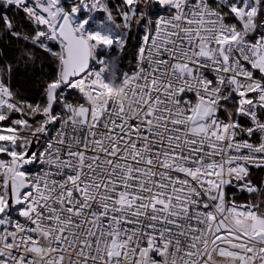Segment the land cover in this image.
Segmentation results:
<instances>
[{"label":"snow or ice","instance_id":"1","mask_svg":"<svg viewBox=\"0 0 264 264\" xmlns=\"http://www.w3.org/2000/svg\"><path fill=\"white\" fill-rule=\"evenodd\" d=\"M123 4L117 22L103 0H0V32L56 67L43 106L17 100L0 67V264H264V184L249 179L264 168V0ZM20 13L33 32L17 30ZM234 182L249 202L226 201Z\"/></svg>","mask_w":264,"mask_h":264},{"label":"trees","instance_id":"2","mask_svg":"<svg viewBox=\"0 0 264 264\" xmlns=\"http://www.w3.org/2000/svg\"><path fill=\"white\" fill-rule=\"evenodd\" d=\"M70 5L66 4L64 7L69 9L73 3ZM104 3L112 10L114 17L117 19V22H121V18L118 15L119 10H126L123 0H103ZM162 11L158 5L151 4L149 6V13L151 16H158ZM15 10L10 12V15H15ZM82 17L88 18L89 15H83ZM106 19L104 12L97 10L96 13L90 18L93 24H97ZM226 22L234 23L239 28L240 25L237 23L234 17L227 16ZM143 23V21H141ZM35 25H33L29 20L24 17L23 13L19 14L18 18V28L17 30L25 32H33ZM257 31H260L258 29ZM143 32L137 26L133 28L128 33V41L125 48L120 55L121 66L127 72H132L135 67V58L138 46L142 39ZM252 40L256 37V34L253 33L249 36ZM52 47L57 48V45ZM32 49L36 57L35 62L25 63L21 58V52L23 49ZM5 64L12 65V73L10 78V85L12 90L15 93L16 99L19 101H24L27 103L36 104L39 103L43 106L46 103L45 88L48 82H50L56 73V67L54 58L51 57L48 53L44 52L42 49L35 47L34 45L28 43L27 41L17 39L11 35H8L5 32H0V67H3ZM68 100L71 102H78L79 98L77 96H70ZM80 102V101H79ZM57 110V106L54 108V112ZM12 118H21L19 113H12ZM41 117L36 116L32 119H40ZM9 122L4 121L0 122V126L7 125ZM3 157V156H2ZM7 158V157H3ZM30 166L29 168H33ZM243 203L249 202V198L244 197L240 200Z\"/></svg>","mask_w":264,"mask_h":264},{"label":"built area","instance_id":"3","mask_svg":"<svg viewBox=\"0 0 264 264\" xmlns=\"http://www.w3.org/2000/svg\"><path fill=\"white\" fill-rule=\"evenodd\" d=\"M61 2L63 4V6L65 5V3L68 4V5L71 4V1L70 0H62ZM210 2H211V0H210ZM159 7H160V10L162 12L158 16H165L167 14V10L165 8H163L162 6H159ZM94 13H95V10L89 8L88 10H82L81 13H80V16L82 17L83 15L86 14V15H89V19H90L94 15ZM236 21L240 25L239 21L238 20H236ZM248 39L251 40L249 37H248ZM141 42H142V39L140 41V44L138 46V49H139V47L141 45ZM53 45H55V44H50V46H53ZM138 49H137V52H138ZM110 54L111 55H116L117 54V49L116 48H113L112 50H110ZM121 54H122V52L119 53V55H121ZM136 60H137V53H136V58H135V66H136ZM134 70H135V67H134ZM129 73H131V72H129ZM65 95H66V98L67 99L70 96H77L79 98V101L82 102L81 97H80V94L76 90H69L67 93H65ZM71 102H73V101H71ZM73 103H76V102H73ZM56 106H57V110L56 111H60L59 106L58 105H56ZM221 115L224 116L223 113H221ZM224 118L226 119V116ZM239 119H240L241 123L243 125H245V126H248L250 124V121L246 117H240ZM244 138H246V137H244V136L238 137V139H244ZM257 139H258V137L256 135H254L252 137V140L253 141H256ZM39 151H41V149ZM26 167H30V166H26ZM249 179H251L253 181V183H255L257 185L264 184V168H254V167H250V176H249ZM235 183H237V182H234L233 185H227V186H225L224 191H225L226 201H228V200H235L238 204H243V202H241L240 200L242 198H244V197L249 198V194L246 193V192H244V191L239 190V188H237L235 186Z\"/></svg>","mask_w":264,"mask_h":264},{"label":"water","instance_id":"4","mask_svg":"<svg viewBox=\"0 0 264 264\" xmlns=\"http://www.w3.org/2000/svg\"><path fill=\"white\" fill-rule=\"evenodd\" d=\"M55 106H56V105H54V108H55ZM54 108H53V110H54ZM50 127H54V126H50ZM41 140H43V139H41ZM40 144H41V141H40ZM39 148H40V146L37 145V144L34 142V144H33V148L30 149V151L35 150V151L38 152V151H39Z\"/></svg>","mask_w":264,"mask_h":264},{"label":"bare ground","instance_id":"5","mask_svg":"<svg viewBox=\"0 0 264 264\" xmlns=\"http://www.w3.org/2000/svg\"><path fill=\"white\" fill-rule=\"evenodd\" d=\"M72 2V1H71ZM155 5V4H154ZM44 143V141L43 140H41V145ZM41 149V147L39 148V150Z\"/></svg>","mask_w":264,"mask_h":264},{"label":"rangeland","instance_id":"6","mask_svg":"<svg viewBox=\"0 0 264 264\" xmlns=\"http://www.w3.org/2000/svg\"><path fill=\"white\" fill-rule=\"evenodd\" d=\"M97 10H95V13H96ZM0 158H3L2 156H0Z\"/></svg>","mask_w":264,"mask_h":264},{"label":"clouds","instance_id":"7","mask_svg":"<svg viewBox=\"0 0 264 264\" xmlns=\"http://www.w3.org/2000/svg\"><path fill=\"white\" fill-rule=\"evenodd\" d=\"M122 99H124V97H121Z\"/></svg>","mask_w":264,"mask_h":264},{"label":"crops","instance_id":"8","mask_svg":"<svg viewBox=\"0 0 264 264\" xmlns=\"http://www.w3.org/2000/svg\"><path fill=\"white\" fill-rule=\"evenodd\" d=\"M62 1V0H61Z\"/></svg>","mask_w":264,"mask_h":264}]
</instances>
